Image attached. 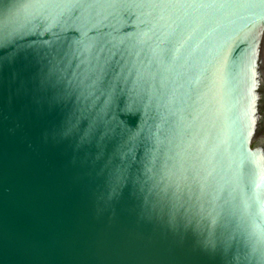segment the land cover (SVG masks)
Masks as SVG:
<instances>
[{
	"label": "water",
	"instance_id": "95a60500",
	"mask_svg": "<svg viewBox=\"0 0 264 264\" xmlns=\"http://www.w3.org/2000/svg\"><path fill=\"white\" fill-rule=\"evenodd\" d=\"M0 264H264V0H0Z\"/></svg>",
	"mask_w": 264,
	"mask_h": 264
}]
</instances>
